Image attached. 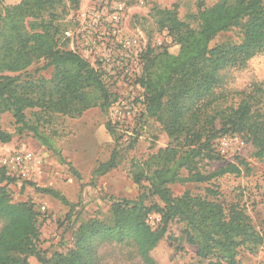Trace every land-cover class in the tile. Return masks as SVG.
<instances>
[{
    "label": "trees",
    "instance_id": "1",
    "mask_svg": "<svg viewBox=\"0 0 264 264\" xmlns=\"http://www.w3.org/2000/svg\"><path fill=\"white\" fill-rule=\"evenodd\" d=\"M67 2L74 10L81 5V0H0V118L9 112L18 134L33 133L80 179L42 126L53 114L79 118L96 107L106 113L117 96L101 67L66 47L69 37L61 19ZM197 8V27L179 17L177 5L151 10L158 30L166 31L171 41L158 47L147 43L135 83L143 90L147 114L161 125L169 142L134 163L132 175L140 194L114 199L109 221L82 222L72 247L49 255L40 245L44 217L35 203L13 200L10 185L18 178L0 168V264H34L31 258L36 264H100V250L110 244L133 247L141 261L156 264L151 252L174 222L182 224L181 239L196 246L207 264H241V249L255 253L264 248V230L254 227L239 204L226 207L212 188L204 196L189 191L175 196L170 187L240 174L235 163L209 173L200 170L205 160L221 158L222 136L240 135L252 143L255 156H264V86L254 84L232 93L237 102H230L231 94L224 91L226 71L242 69L264 52V0H219L212 6L197 0ZM234 29L240 30V41L211 46L219 34ZM41 61L40 70L52 69L49 78L28 72ZM33 109L38 112L36 123L26 113ZM14 134L0 127V143H10ZM120 158V149H114L95 167L93 177L116 168ZM39 190L71 205L54 189ZM152 215L158 218L155 225Z\"/></svg>",
    "mask_w": 264,
    "mask_h": 264
},
{
    "label": "rangeland",
    "instance_id": "2",
    "mask_svg": "<svg viewBox=\"0 0 264 264\" xmlns=\"http://www.w3.org/2000/svg\"><path fill=\"white\" fill-rule=\"evenodd\" d=\"M219 0H205L212 6ZM98 0H81L79 9H70L69 2L61 19L69 37L66 47L81 53L96 67H101L109 75L108 84L116 94V101L105 113L100 107L86 111L79 118L53 114L47 118L42 129L52 137L56 147L68 163L80 174L79 179L66 163H62L54 151L43 146L31 132L18 134L13 116L6 112L0 118V127L15 133L5 150L27 149L41 157L35 175L30 180L19 179L10 185L13 200L31 201L45 221L41 228L40 245L48 254L54 251L67 252L73 244V234L79 225L89 219L104 221L111 219L110 205L114 199L136 198L140 187L134 181V163L147 159L160 148L168 145L169 138L161 125L147 114L143 103V90L135 83L140 75L142 64L131 60L110 62L106 66L98 55L90 52L91 31H82V13L90 9ZM178 6L179 17L193 27H197V0H128L129 10L126 27L130 33L138 34L151 46H161L171 41L168 33L158 30L151 10L154 6L173 8ZM94 36V35H93ZM242 38L239 29L219 34L211 46L226 42H238ZM87 41V42H88ZM100 45L102 52L108 51L105 42ZM104 49V50H103ZM44 62L28 68L34 76L49 78L52 69L40 70ZM224 91L230 93V102L238 98L232 93L250 88L254 84L264 86V52L252 58L242 69H229L224 73ZM28 120L36 123L37 109L27 110ZM108 123L116 133L108 130ZM237 144L218 160H205L200 170L209 173L235 163L240 174H226L211 183H176L171 185L175 196L186 191L194 195H206L207 188L218 192L217 198L227 207L239 204L248 213L257 230H264V156H255V149L246 138L235 135ZM120 149L121 158L116 168L98 178L93 177L95 167L109 159L114 149ZM31 181V182H28ZM33 183V184H30ZM40 188H51L64 195L71 205H65L53 196L43 193ZM155 201L162 204L156 198ZM163 205V204H162ZM43 207L45 209L43 210ZM157 216L152 215L155 225ZM2 221L0 220V228ZM182 224L174 222L167 236L151 252L156 264H207L208 261L197 255V247L181 239ZM171 236V238H168ZM100 264H146L137 256L133 247L125 245H105L100 250ZM241 264H264V248L251 253L241 249L238 255ZM30 261L37 263L35 258Z\"/></svg>",
    "mask_w": 264,
    "mask_h": 264
},
{
    "label": "built area",
    "instance_id": "3",
    "mask_svg": "<svg viewBox=\"0 0 264 264\" xmlns=\"http://www.w3.org/2000/svg\"><path fill=\"white\" fill-rule=\"evenodd\" d=\"M99 2L82 13V31H91L90 42L86 39V45L90 46V52L98 55L100 62L106 66L110 62H122L131 60L134 64L141 65V54L147 47L143 37L130 33L126 27L128 18V0H98ZM143 3L144 0H138ZM69 35L68 32H66ZM88 41V42H87ZM108 51L102 52L99 48L104 43ZM104 50V49H103ZM142 67V66H141ZM108 82L109 75L105 71ZM236 136H222L218 139V151L222 155L228 152L238 142ZM0 143V168L16 178L30 180L35 175L36 167L41 165V157L27 149L5 150ZM45 207H43V210Z\"/></svg>",
    "mask_w": 264,
    "mask_h": 264
}]
</instances>
